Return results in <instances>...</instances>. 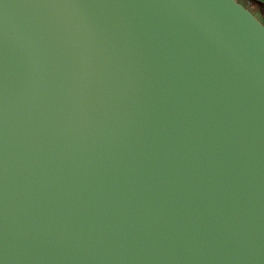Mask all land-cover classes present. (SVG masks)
Listing matches in <instances>:
<instances>
[{
	"label": "water",
	"instance_id": "1",
	"mask_svg": "<svg viewBox=\"0 0 264 264\" xmlns=\"http://www.w3.org/2000/svg\"><path fill=\"white\" fill-rule=\"evenodd\" d=\"M0 264H264L250 11L0 0Z\"/></svg>",
	"mask_w": 264,
	"mask_h": 264
},
{
	"label": "rangeland",
	"instance_id": "2",
	"mask_svg": "<svg viewBox=\"0 0 264 264\" xmlns=\"http://www.w3.org/2000/svg\"><path fill=\"white\" fill-rule=\"evenodd\" d=\"M243 7L248 9L250 13L264 26V0H235Z\"/></svg>",
	"mask_w": 264,
	"mask_h": 264
},
{
	"label": "flooded vegetation",
	"instance_id": "3",
	"mask_svg": "<svg viewBox=\"0 0 264 264\" xmlns=\"http://www.w3.org/2000/svg\"><path fill=\"white\" fill-rule=\"evenodd\" d=\"M248 10V9H247ZM252 14V13H251Z\"/></svg>",
	"mask_w": 264,
	"mask_h": 264
}]
</instances>
